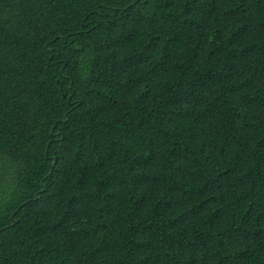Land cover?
I'll list each match as a JSON object with an SVG mask.
<instances>
[{
  "label": "trees",
  "instance_id": "1",
  "mask_svg": "<svg viewBox=\"0 0 264 264\" xmlns=\"http://www.w3.org/2000/svg\"><path fill=\"white\" fill-rule=\"evenodd\" d=\"M0 264H264V0H0Z\"/></svg>",
  "mask_w": 264,
  "mask_h": 264
}]
</instances>
